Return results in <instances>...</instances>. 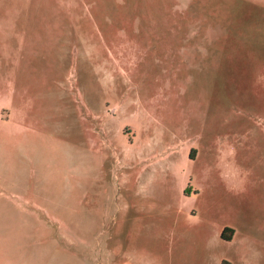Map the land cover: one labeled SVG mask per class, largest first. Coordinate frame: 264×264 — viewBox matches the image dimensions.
I'll return each mask as SVG.
<instances>
[{
	"label": "rangeland",
	"instance_id": "obj_1",
	"mask_svg": "<svg viewBox=\"0 0 264 264\" xmlns=\"http://www.w3.org/2000/svg\"><path fill=\"white\" fill-rule=\"evenodd\" d=\"M0 264H264V0H0Z\"/></svg>",
	"mask_w": 264,
	"mask_h": 264
},
{
	"label": "trees",
	"instance_id": "obj_2",
	"mask_svg": "<svg viewBox=\"0 0 264 264\" xmlns=\"http://www.w3.org/2000/svg\"><path fill=\"white\" fill-rule=\"evenodd\" d=\"M233 228L225 227L222 231V238L225 240H231L233 235Z\"/></svg>",
	"mask_w": 264,
	"mask_h": 264
},
{
	"label": "crops",
	"instance_id": "obj_3",
	"mask_svg": "<svg viewBox=\"0 0 264 264\" xmlns=\"http://www.w3.org/2000/svg\"><path fill=\"white\" fill-rule=\"evenodd\" d=\"M198 191H199V190H198ZM192 195L195 196V197H196V196L198 197V196H200V191H199V192H196V193H193V194H190L189 196H192ZM218 226H219V227H220V226L223 227V225H218ZM224 226L226 227L227 224H226V225L224 224ZM227 227H229V226H227Z\"/></svg>",
	"mask_w": 264,
	"mask_h": 264
}]
</instances>
